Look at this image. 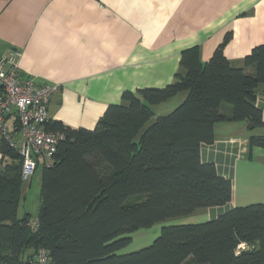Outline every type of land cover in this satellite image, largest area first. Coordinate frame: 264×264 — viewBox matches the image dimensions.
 I'll use <instances>...</instances> for the list:
<instances>
[{
    "label": "trees",
    "instance_id": "1",
    "mask_svg": "<svg viewBox=\"0 0 264 264\" xmlns=\"http://www.w3.org/2000/svg\"><path fill=\"white\" fill-rule=\"evenodd\" d=\"M231 38L228 33L208 62L198 49L187 50L172 84L126 91L93 130L50 121L47 129L65 139L43 166L35 224L29 213L19 217L26 197L22 157L1 137L0 264H33L41 248L51 264H264L262 203L202 223L164 226L150 246L122 251L141 229L232 201V180L202 161L201 147L214 144L220 123L264 128L257 106L264 44L236 67L225 54ZM182 93L186 98L173 112L155 116V106ZM250 141L264 147V135ZM242 244L248 248L239 250Z\"/></svg>",
    "mask_w": 264,
    "mask_h": 264
},
{
    "label": "crops",
    "instance_id": "2",
    "mask_svg": "<svg viewBox=\"0 0 264 264\" xmlns=\"http://www.w3.org/2000/svg\"><path fill=\"white\" fill-rule=\"evenodd\" d=\"M228 33L225 54L242 67L264 44V0H0V52H21V77L61 86L49 105L50 119L71 129L93 130L126 91L172 84L183 72L187 50L198 49L208 62ZM261 92L257 106L264 114ZM180 96L173 105L186 93ZM17 124L14 117L8 120L20 140ZM215 129V142L202 145L201 158L232 180L234 195L228 205L206 209L207 220L235 207L264 204V147L250 141L264 135V128L250 131L241 121ZM247 248L242 244L239 250Z\"/></svg>",
    "mask_w": 264,
    "mask_h": 264
},
{
    "label": "built area",
    "instance_id": "3",
    "mask_svg": "<svg viewBox=\"0 0 264 264\" xmlns=\"http://www.w3.org/2000/svg\"><path fill=\"white\" fill-rule=\"evenodd\" d=\"M20 51L0 52V136L4 137L22 157V179L29 182L39 165L49 166L64 141L65 134L47 129L49 105L61 86L37 84L21 77ZM14 117L20 140L11 138L8 120ZM35 224V222H34ZM33 264H51L46 249H39Z\"/></svg>",
    "mask_w": 264,
    "mask_h": 264
},
{
    "label": "rangeland",
    "instance_id": "4",
    "mask_svg": "<svg viewBox=\"0 0 264 264\" xmlns=\"http://www.w3.org/2000/svg\"><path fill=\"white\" fill-rule=\"evenodd\" d=\"M177 97H181L180 95ZM180 98H174L170 102V104L162 107H154L155 116H164L168 115L173 110L177 108L181 103H178V105H173L174 101H178ZM175 106V107H172ZM173 109H170V108ZM43 165H39V167L35 171L34 180L32 179L31 185L28 187L26 183V197L21 201L20 209H19V216L23 217L26 211L31 214V220L34 223L40 209V194H41V186H42V176H43ZM32 178V177H31ZM206 209L202 210L201 213H198L191 218L185 219V218H177V219H171L168 221H165L164 223H158L154 225L152 228L149 229H141L133 234V240L130 245H128L124 251V254L139 251L143 248H146L153 244L155 239L160 235L161 230L164 226L169 225H177V224H185V223H202L206 222L207 220V212Z\"/></svg>",
    "mask_w": 264,
    "mask_h": 264
}]
</instances>
